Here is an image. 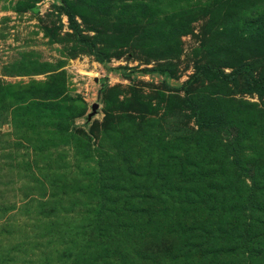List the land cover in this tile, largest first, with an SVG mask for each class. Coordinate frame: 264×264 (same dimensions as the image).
<instances>
[{"label":"rangeland","instance_id":"374dc122","mask_svg":"<svg viewBox=\"0 0 264 264\" xmlns=\"http://www.w3.org/2000/svg\"><path fill=\"white\" fill-rule=\"evenodd\" d=\"M67 12L94 51L77 41ZM201 66L227 74L249 66L264 78V0H0V264H78L51 232L76 228L95 198L133 219L138 234L122 241L138 257L147 226L179 231L181 251L182 232L199 223L237 229L226 244L246 230L244 250L261 252L264 88L240 79L211 87L200 75L187 90L202 96L203 121L221 126L195 139L182 98ZM45 82L64 88L56 105L15 109L14 87ZM192 146L200 154L182 176L177 159ZM248 177L256 200L241 195L239 206ZM49 197L58 202L41 205Z\"/></svg>","mask_w":264,"mask_h":264},{"label":"trees","instance_id":"16d2710c","mask_svg":"<svg viewBox=\"0 0 264 264\" xmlns=\"http://www.w3.org/2000/svg\"><path fill=\"white\" fill-rule=\"evenodd\" d=\"M67 16L73 26L77 41L80 44L89 47L90 50L94 51L96 46L92 39L86 38L82 34L74 20V16L70 12H67ZM100 60L103 61L102 59ZM204 74H209L210 77H212L213 82H211V87H219L221 85H224L225 83L234 82L237 79H240L244 82V85H247V87L250 89L264 88V78H255L251 67L249 66H238L228 74L209 66L199 67V69H197V71L195 72L193 79H191V81L186 84L184 95L182 98V103L186 106L187 109L191 111L192 117L197 126V130L194 133L195 139L203 136V132L205 129L211 131L212 127H215V129L213 130L218 131L220 130L221 126V124H209L203 121L204 104L203 100L201 99L202 96L200 94H194L187 90L192 86L194 82L200 79V75ZM46 84L47 83L45 82L39 84H29L25 86L19 85L14 87V92L10 93L9 96L10 100L15 106V109H17L18 111H24L33 105H56L55 102L54 104L50 103L58 99L60 95H63L64 88L63 86L59 85L50 84L48 86V84ZM3 94L4 89L0 87V101L4 99ZM62 103H66V97H63V101L61 102V104ZM56 107L64 108L63 106L59 105ZM66 110L68 109L66 108ZM65 129L68 130L67 125L65 126ZM194 147L196 148L198 146ZM195 152L196 154H200V151L198 149H193L192 146L190 152H187V156L177 159L178 163L176 164V166H178L180 169L182 168V173L180 175L184 176L187 169L193 171L192 168H187L185 166L187 164H189L190 166H194L193 161H191L189 157L191 156V154H195ZM205 160L206 158H204L203 161L205 162ZM233 165L236 167L235 169L237 171L242 167L239 164ZM222 168H224V166L219 167V171H221L220 169ZM167 173L168 171L165 172L166 175ZM190 176L192 178H197L195 173L190 174ZM248 179L252 181L251 186H247V189L241 187V190L240 187L237 188V191L239 192L238 195H240L238 196V204L240 203L239 206L241 205L243 200L241 198V195L246 196L248 204L250 202L252 203L253 198L256 196V182L254 181V178L248 177ZM243 182L245 183V181ZM165 185L162 184V187H165ZM95 191H97V187H95ZM42 198L43 197H41L40 200L44 201V199ZM89 199L92 200L91 198ZM95 199L96 200L94 204H86L85 206L87 209L85 214H87L88 217H84L81 222H77L76 219L72 220L73 224L77 225L76 228H73L72 224L63 223L61 224L62 227H68L70 229L60 230L57 229L58 227H60L58 226L54 232H51L53 233L52 237L62 235L63 247L61 248V250L65 249L62 253L67 256L66 258L71 259L70 257H75L76 260L80 261L79 263L82 264H231L232 261L227 262L226 258H243V255H245V264H264V248H262L261 252H258L255 249L244 250L246 247H248V233L246 232V230H244L243 235L240 239H236V242L226 244V241H228L230 237L236 235L237 229L222 230L223 228H220L221 225H218L217 227L219 228H213L216 229L215 232L217 233L215 234V232H212V230L208 229V227L206 226H203L201 223L198 224V227L192 226V228H190L189 230L182 232L181 236L186 243L184 244V247L181 251H179V242L177 241V238L180 234L179 231H171V229L165 230L162 228H159V230L156 231V229H153V227L147 226L145 240L147 241L148 246L145 247L142 245L144 247L142 250L141 246L138 247L137 251L135 250L136 254H138L140 250L142 252V255L138 257V255H134L131 248H128L126 246V243L122 241L123 238L133 235V231L138 234V229L131 228L132 224L129 225L131 220L133 219L129 217L130 215L124 216L118 214L117 212V214H115L113 210L106 209L105 206L108 204L107 202H105L104 198ZM254 200H256V197L254 198ZM48 202L49 204H54L58 201H56L54 197H49V200H45L44 203L41 202V205H45ZM128 205L129 203L126 206L128 207ZM142 205L144 206V204ZM112 206H115V203L112 204ZM126 206H124L123 209H126ZM144 207H140V213L145 212ZM238 212L241 213V211ZM239 213L237 215H239ZM151 217L155 218L153 213ZM151 217L146 221V224H149V222L153 220V218ZM71 219L72 218H65V220ZM102 220H113L115 225L114 223L113 225H109L108 223L102 225ZM125 220L129 223H126ZM85 221H88L89 223L86 225ZM119 221L123 222L119 223ZM142 229L143 227L139 229L140 234L142 232ZM76 232H79V234H77ZM173 236L175 237L176 241L173 240ZM120 241L124 244H119ZM227 245L232 246H228V248H225ZM243 250L244 252L241 255V251ZM110 253H114L116 256H119V258H117L118 260L116 259L117 261H111L109 259Z\"/></svg>","mask_w":264,"mask_h":264}]
</instances>
